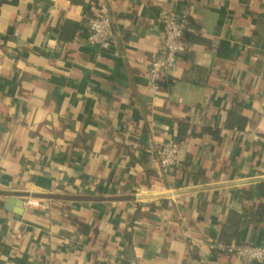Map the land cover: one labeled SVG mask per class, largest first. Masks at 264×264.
<instances>
[{"label":"crops","instance_id":"1","mask_svg":"<svg viewBox=\"0 0 264 264\" xmlns=\"http://www.w3.org/2000/svg\"><path fill=\"white\" fill-rule=\"evenodd\" d=\"M161 13L191 31L155 92ZM263 211L264 0H0V264H246L211 246L264 247Z\"/></svg>","mask_w":264,"mask_h":264},{"label":"built area","instance_id":"2","mask_svg":"<svg viewBox=\"0 0 264 264\" xmlns=\"http://www.w3.org/2000/svg\"><path fill=\"white\" fill-rule=\"evenodd\" d=\"M158 23L161 26L162 45L148 67L149 88L155 92L165 80V74L173 69L181 54L183 46L182 36L185 32L191 31L186 18H177L173 14L161 13L158 16ZM87 43L100 50L108 51L113 47V28L108 8L105 4L99 3L93 16L87 24ZM178 144L168 143L157 152V163L162 176H167L170 170L177 165ZM264 224V211L262 213ZM214 252H219L246 263H263L264 247L249 244L216 243L211 246Z\"/></svg>","mask_w":264,"mask_h":264},{"label":"water","instance_id":"3","mask_svg":"<svg viewBox=\"0 0 264 264\" xmlns=\"http://www.w3.org/2000/svg\"><path fill=\"white\" fill-rule=\"evenodd\" d=\"M14 205V206H13ZM5 209L9 212H14L15 214H21L22 212V202L8 198L4 205Z\"/></svg>","mask_w":264,"mask_h":264},{"label":"trees","instance_id":"4","mask_svg":"<svg viewBox=\"0 0 264 264\" xmlns=\"http://www.w3.org/2000/svg\"><path fill=\"white\" fill-rule=\"evenodd\" d=\"M186 36H187V32H185L184 34H183V36H182V43L184 44V42H185V39H186ZM232 119H235L236 121H237V123H238V128L239 129H242L243 128V126H244V124H245V119H243V118H241V117H236L233 113H228V116H227V125L228 124H230V121L232 120ZM226 125V126H227ZM261 217H262V213H261Z\"/></svg>","mask_w":264,"mask_h":264}]
</instances>
